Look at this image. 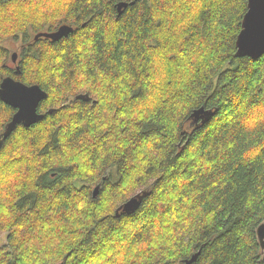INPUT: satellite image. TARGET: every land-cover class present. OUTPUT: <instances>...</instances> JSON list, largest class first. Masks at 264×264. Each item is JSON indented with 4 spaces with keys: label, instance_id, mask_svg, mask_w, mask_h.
I'll return each mask as SVG.
<instances>
[{
    "label": "trees",
    "instance_id": "16d2710c",
    "mask_svg": "<svg viewBox=\"0 0 264 264\" xmlns=\"http://www.w3.org/2000/svg\"><path fill=\"white\" fill-rule=\"evenodd\" d=\"M247 4L0 0V84L48 94L6 139L16 109L0 99V264H264V55L236 45Z\"/></svg>",
    "mask_w": 264,
    "mask_h": 264
},
{
    "label": "water",
    "instance_id": "95a60500",
    "mask_svg": "<svg viewBox=\"0 0 264 264\" xmlns=\"http://www.w3.org/2000/svg\"><path fill=\"white\" fill-rule=\"evenodd\" d=\"M248 9L244 15L242 21V29L238 35L236 45H237V55L238 56H250L252 58H259L264 54V0H247ZM128 3L121 1L119 3V12H121L123 7H126ZM74 31V28L68 24L61 25L55 31H45L40 32L35 35V39L40 37H47L52 40H59L63 37L69 36ZM255 31L256 41L255 43H250V38ZM18 52H14L12 59L14 62L17 61ZM9 89H13L16 95L28 97L35 100V103H32L28 106L27 114L22 115L19 108H16L12 119L6 125V128L3 132V139H6L17 127L19 124H23L27 127L39 121L43 114L37 112L38 105L40 101L47 97V93L42 90L38 85H33L32 87H24L21 82L15 81L9 76L5 77L1 84L0 90L4 91V96L0 97L5 103L13 107V103L16 102V95L10 94ZM78 98L89 100V94H80ZM204 109H199V112H202ZM99 191V186L94 189V197L97 196ZM141 199L137 196H134L127 200L122 209L124 212L131 213L134 212L139 206ZM258 237L262 248L264 249V223L261 224L258 228ZM197 254L193 255L189 262L195 260ZM187 263V264H188Z\"/></svg>",
    "mask_w": 264,
    "mask_h": 264
},
{
    "label": "snow or ice",
    "instance_id": "6c2138e0",
    "mask_svg": "<svg viewBox=\"0 0 264 264\" xmlns=\"http://www.w3.org/2000/svg\"><path fill=\"white\" fill-rule=\"evenodd\" d=\"M256 41V35H255V31H253V35L250 38V43H255ZM9 93L16 95L13 89H9ZM4 96V91L0 90V97ZM32 103H35L34 99L28 98V97H24V96H19L16 95V102L13 103V107L19 108L20 113L22 115H26L27 114V109L28 106ZM4 120V116H3V110L0 109V123H3Z\"/></svg>",
    "mask_w": 264,
    "mask_h": 264
},
{
    "label": "bare ground",
    "instance_id": "6f19581e",
    "mask_svg": "<svg viewBox=\"0 0 264 264\" xmlns=\"http://www.w3.org/2000/svg\"><path fill=\"white\" fill-rule=\"evenodd\" d=\"M123 2H126V1H123ZM126 3H128V4H130L129 2H126ZM73 27V26H72ZM74 28V27H73ZM34 38H35V36H34ZM12 55H13V53H12ZM19 55V54H18ZM260 58V57H259ZM12 61H13V59H12ZM17 61H18V58H17ZM17 61L16 62H14V63H17ZM7 77V76H6ZM10 78H12L13 80H15V81H19V82H21V84L24 86V87H32L33 85H38V84H32V85H29V84H26V83H24L23 81H20V80H17V79H15L14 77H12V76H9ZM38 86H40V85H38ZM41 87V86H40ZM42 88V87H41ZM42 90H44L43 88H42ZM45 91V90H44ZM46 92V91H45ZM47 93V92H46ZM81 94H87V93H81ZM78 95H80V94H78ZM78 95L76 96V98L77 99H81V98H78ZM47 96H48V94H47ZM47 98V97H46ZM46 98H44V99H46ZM44 99H42L41 101H40V103L44 100ZM2 100V99H1ZM82 100H84V99H82ZM3 101V100H2ZM85 101H87V100H85ZM40 103H39V105H38V108H37V112L39 113V114H43V117L41 118V119H43L44 118V116H45V114L44 113H41V112H39V106H40ZM16 109V108H15ZM53 111V109H50L49 110V112H52ZM40 119V120H41ZM39 120V121H40ZM99 188H100V186H99ZM99 192V191H98ZM98 194V193H97ZM132 198V197H131ZM137 211V210H136ZM135 211V212H136Z\"/></svg>",
    "mask_w": 264,
    "mask_h": 264
},
{
    "label": "rangeland",
    "instance_id": "374dc122",
    "mask_svg": "<svg viewBox=\"0 0 264 264\" xmlns=\"http://www.w3.org/2000/svg\"><path fill=\"white\" fill-rule=\"evenodd\" d=\"M57 30V29H56ZM55 31V30H54ZM7 45L11 48V50L13 51V53L14 52H18L19 53V42L18 43H16V42H14V41H8L7 42ZM264 55V54H263ZM262 55V56H263ZM255 59H258V58H255ZM90 95V94H89ZM90 100V99H89ZM5 242V235H3V236H1L0 237V243L1 244H3Z\"/></svg>",
    "mask_w": 264,
    "mask_h": 264
},
{
    "label": "flooded vegetation",
    "instance_id": "af4514ba",
    "mask_svg": "<svg viewBox=\"0 0 264 264\" xmlns=\"http://www.w3.org/2000/svg\"><path fill=\"white\" fill-rule=\"evenodd\" d=\"M16 64V63H15Z\"/></svg>",
    "mask_w": 264,
    "mask_h": 264
}]
</instances>
